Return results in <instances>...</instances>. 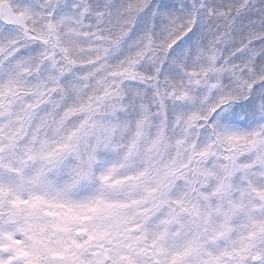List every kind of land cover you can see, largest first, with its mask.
<instances>
[{"label": "snow or ice", "instance_id": "snow-or-ice-1", "mask_svg": "<svg viewBox=\"0 0 264 264\" xmlns=\"http://www.w3.org/2000/svg\"><path fill=\"white\" fill-rule=\"evenodd\" d=\"M0 264H264V0H0Z\"/></svg>", "mask_w": 264, "mask_h": 264}]
</instances>
